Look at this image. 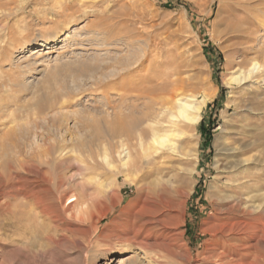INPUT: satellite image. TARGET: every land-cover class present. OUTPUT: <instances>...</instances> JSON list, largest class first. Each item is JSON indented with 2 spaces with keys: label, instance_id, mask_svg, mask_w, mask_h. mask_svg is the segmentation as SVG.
Instances as JSON below:
<instances>
[{
  "label": "rangeland",
  "instance_id": "obj_1",
  "mask_svg": "<svg viewBox=\"0 0 264 264\" xmlns=\"http://www.w3.org/2000/svg\"><path fill=\"white\" fill-rule=\"evenodd\" d=\"M205 1L0 0V76L8 81L7 74H11L14 80L9 79L15 81L9 91L0 93V136L12 129L9 137L0 138V164L14 167L15 162L24 156L38 160L41 150L50 148L53 155L49 156V163H52V158H60L62 162L56 177L64 176L66 179L58 190L51 184L53 195L62 193L63 199L58 205L63 207L65 197L73 191L91 205L92 211H111L95 229L108 237L106 241L94 243L95 247L107 248L108 240L131 230L133 223L137 226L146 224L147 218L140 214L130 215L129 211H141L146 196L145 186L152 180V209H161L158 198L163 195L177 203L178 208L175 207L174 211H183L181 224L177 217L179 213L175 218L165 215L171 226L170 232H175L178 238L174 236L176 250L183 254V249L189 248L194 255L190 263L180 258V264L210 263L204 260V255H207L204 253L211 246L210 235L202 233L201 229L214 220L216 192L225 190L223 177L216 168V160L218 163L221 160L214 143L223 135L227 123L236 126L240 121H248L261 126L264 131V108L260 105L264 103V85L247 84L241 87L233 83L231 77L240 70L239 62L244 56L239 39H228L223 34L224 14H216V2L209 5ZM73 11L76 13L73 14ZM213 28L217 30L215 35H212ZM68 29L74 30V35L73 32L70 35L76 36V39H70L63 46L64 32ZM257 37L255 46H264V26L257 32ZM45 42L49 44L44 45ZM149 44L159 47L162 61L170 67L173 64L180 66L182 76L188 78L195 96L201 99L203 92H213L192 132L193 141L189 148L192 156L188 158V163H183L185 169L196 167L190 178L185 176L176 180V175L181 174L177 170L180 167L175 156L179 155L177 151L170 152L171 158L155 157L154 163L145 169L144 163L140 165L138 162L135 167L134 154L128 157L125 149L115 147L117 140L112 135L114 115L110 103L115 98L113 87L117 84H111L112 78L114 72L121 73L119 61L134 58L140 54L136 51ZM32 48L45 49L42 51L45 54L32 59L28 56ZM253 90L258 91L262 100L250 96ZM37 98L46 103L44 110L38 107ZM118 111L126 110L122 107ZM43 138L45 143L41 140ZM248 170L264 173V164H250ZM146 172L149 177L143 179ZM53 175L51 170L52 179ZM171 185L179 186L181 193L173 192ZM160 186L167 187L166 191H160ZM25 202L29 205V201ZM48 202H52V196ZM31 210L36 211L33 207ZM38 220L41 221L40 218ZM39 221L36 227L32 225V229L40 231L42 225ZM255 221L251 222L258 226L259 231L247 234L260 241L264 226ZM74 226L77 227L70 218L61 224L62 228ZM5 227H2L5 230L0 227V259H5V264H41L35 257L39 248L46 256L42 264H85L89 256H78L76 247L79 243L65 239L62 230L55 235L53 229H50V234H54V241L35 238L30 254H23L13 250L14 244H19L21 238L15 236L17 233L14 234L11 225ZM162 231L160 229L157 234ZM78 241L86 244L80 239ZM259 250L264 254V249L260 247ZM129 252L128 248L118 247L112 260L99 259L95 263L87 260V264H118V259L130 255ZM140 257L143 258V254L140 253ZM237 261L234 259L231 264H241L240 260ZM210 264L226 262L213 261Z\"/></svg>",
  "mask_w": 264,
  "mask_h": 264
},
{
  "label": "bare ground",
  "instance_id": "obj_2",
  "mask_svg": "<svg viewBox=\"0 0 264 264\" xmlns=\"http://www.w3.org/2000/svg\"><path fill=\"white\" fill-rule=\"evenodd\" d=\"M215 2L217 6L216 14H224L223 34L228 39H239V45L244 54L239 62L240 70L232 75L231 80L241 87L247 84L263 86L264 46H255V41L258 40L257 32L264 26V0H207L205 4L211 5ZM75 13L73 11V14ZM72 17L71 13L70 18ZM72 32L74 35V30L69 31L68 29L64 32L63 46L70 39H76V36L70 35ZM92 32L95 33V31ZM216 32L217 30L213 28L212 35H215ZM89 36H87L88 39ZM48 44V42L44 43V45ZM43 50L32 48L29 50L28 56L32 59L38 58L41 54H45L42 52ZM136 52H140V54L133 56L132 59L128 57L129 60L120 59L118 65L121 67V73L114 72L111 82V84H117L116 87H113L115 88V93L113 92L115 98L112 102L110 101L111 103L109 102L114 115L112 135L113 139L117 140L115 147L125 149L128 157H132L134 154L133 158H136L135 167L144 163L145 169L154 163L153 159L155 157L170 156L171 158L172 154L170 152L177 151L179 155L175 156L180 165L177 170L181 174L176 175L178 178L176 180H180L185 176L190 178L196 167L192 166L185 169L183 163H188V158L192 156L189 150L190 143L193 141L192 132L201 119L203 106L212 98L213 92L209 90L203 92L201 99L195 96L193 87L188 84V78L182 76L180 66L173 64L170 67L166 62H163L157 45L149 44L146 48L141 47L140 51ZM31 58L29 59L31 60ZM34 62L39 63V60ZM7 75L8 81L2 80L0 76V93L9 91L8 88L15 82L11 74ZM9 77L13 80H10ZM249 94L258 100H262L257 90H253ZM37 104L41 110L46 108V103L40 99ZM260 105L261 108H264V103ZM122 107L126 111H118ZM6 113L9 114V112ZM2 117L5 119L4 116ZM1 123L4 124V122ZM239 123L236 126H230L227 123L226 126L228 127L224 129L223 135L217 138L215 143L213 142L217 155L220 157L219 160H221L220 164L216 160V168L223 177L224 184H222L225 185V190L216 192L217 208H215L214 220L210 225L201 229L202 233L210 235L209 242L211 245H208L210 247L204 253L207 254L204 255V260L210 263L219 261L231 264L235 259L236 262L240 260L241 264H264V254L262 250H259L260 247L264 249V240H262L264 239V228L260 232V241L259 239L256 241L251 238L252 235L247 234L259 231L258 226L251 222L253 219L264 226V173H255L248 170L250 164H264V131L261 130V126L250 124L248 121ZM231 125L233 124L231 123ZM11 131L12 129L2 131L3 138L5 136L9 137ZM41 140L43 143L46 142L44 138ZM41 151L39 157L42 158L38 160L37 158L35 160L32 156H24L15 162L14 167L10 165L5 167L0 164V227L11 225L15 231L14 234L17 233L15 236L18 235L21 238L19 244L17 242L14 244L13 250L20 251L23 254L29 252L30 254L31 245L35 238H44L49 242L54 241V234H50V229H53L55 235L56 232L62 230L65 232H63L65 239L76 240L79 243V246L76 247L77 255H89L85 264H87V260L94 263L99 259L112 260L111 257L116 253L118 247L130 250V255L124 258L120 257L118 264H163V262L180 264L179 260L182 257L185 262L189 263L194 259V255H192L189 248L183 249V254H180L173 244L177 235H174L175 232H170L171 226L168 225V219L165 215L175 218V215L179 213L177 217L180 219L181 224L183 222V211H174V208L178 206L177 203L175 204L172 198H165L160 195L158 205L161 209H152V180L145 186L146 196L141 211H129L130 215L131 213L134 215L140 214L147 218L146 224L137 226L133 223L131 230L115 235L114 240H108L107 248L95 247L94 243L106 241L105 239L108 237L95 229L97 224L111 211L109 209L92 211L91 205L82 201L80 195L77 194L78 192L73 193V191L71 195L69 194L70 196L65 197L66 202L63 207H60L58 204L63 199L62 193L53 195L51 184L56 190L64 184L66 180H64V176L56 177L58 167L62 162L59 160L60 158H52V163L50 162L52 166H50L49 156L53 155L52 150L46 147ZM53 151L55 150L53 149ZM55 153L57 152L55 151ZM63 158L65 159V157ZM143 158L145 159L144 162L142 161ZM51 170L52 175L54 174L53 177L55 176L54 179L51 178ZM185 170L186 173H184ZM143 176V179L148 178L149 173L146 172ZM166 188L161 187L160 191H166ZM173 192L181 193L179 186L175 185ZM50 195L52 196L51 203L48 202ZM25 201H29L28 203L31 206L29 207ZM32 207L36 211H32ZM39 218L41 221L38 220ZM68 218L77 227L62 228V222ZM38 221L42 225L40 231H37L36 228L35 230L32 229V225L36 227ZM43 221H46V223ZM5 229L7 228L5 227ZM160 229L163 231L158 235L157 232ZM162 234H164V237H162ZM174 236L176 237L174 238ZM179 237H182V233H179ZM79 239L86 242V244L80 243ZM246 239L247 244L245 243ZM13 250H10V252ZM42 250L39 248L35 256L41 264L46 260L45 252ZM140 253L143 254V258L140 257ZM4 260L0 259V264H5Z\"/></svg>",
  "mask_w": 264,
  "mask_h": 264
}]
</instances>
